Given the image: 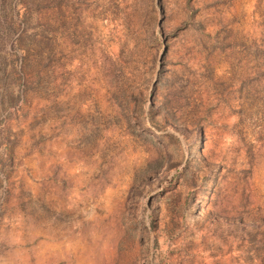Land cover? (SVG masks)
Wrapping results in <instances>:
<instances>
[{"label":"rangeland","instance_id":"374dc122","mask_svg":"<svg viewBox=\"0 0 264 264\" xmlns=\"http://www.w3.org/2000/svg\"><path fill=\"white\" fill-rule=\"evenodd\" d=\"M0 264H264V0H0Z\"/></svg>","mask_w":264,"mask_h":264}]
</instances>
